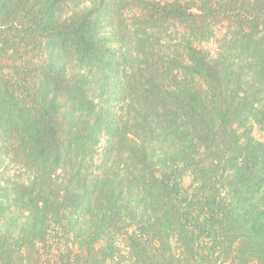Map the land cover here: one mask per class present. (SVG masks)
<instances>
[{
	"label": "trees",
	"instance_id": "1",
	"mask_svg": "<svg viewBox=\"0 0 264 264\" xmlns=\"http://www.w3.org/2000/svg\"><path fill=\"white\" fill-rule=\"evenodd\" d=\"M256 125L264 0H0V264H264Z\"/></svg>",
	"mask_w": 264,
	"mask_h": 264
},
{
	"label": "rangeland",
	"instance_id": "2",
	"mask_svg": "<svg viewBox=\"0 0 264 264\" xmlns=\"http://www.w3.org/2000/svg\"><path fill=\"white\" fill-rule=\"evenodd\" d=\"M163 1H166V0H163ZM214 28L216 30L215 31L216 32V38H214V40H216L217 38L218 39L221 38L222 35L226 31V27L223 24L215 25ZM214 40H211L209 43H205L207 48L211 49V47H212V51H215L217 49V45H216ZM209 45H210V47H209ZM253 137L256 140H258L259 142L264 143V127L259 126V125L254 126ZM105 144H106V137H103L101 140V146L104 147ZM185 181L187 184L190 182L189 178H185Z\"/></svg>",
	"mask_w": 264,
	"mask_h": 264
}]
</instances>
